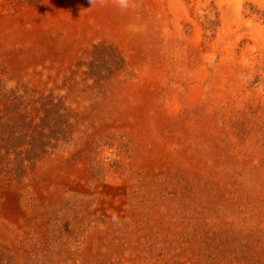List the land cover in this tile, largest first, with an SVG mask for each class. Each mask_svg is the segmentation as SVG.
I'll use <instances>...</instances> for the list:
<instances>
[{
    "label": "rangeland",
    "instance_id": "rangeland-1",
    "mask_svg": "<svg viewBox=\"0 0 264 264\" xmlns=\"http://www.w3.org/2000/svg\"><path fill=\"white\" fill-rule=\"evenodd\" d=\"M221 3L0 0V264H264L261 42Z\"/></svg>",
    "mask_w": 264,
    "mask_h": 264
},
{
    "label": "bare ground",
    "instance_id": "bare-ground-1",
    "mask_svg": "<svg viewBox=\"0 0 264 264\" xmlns=\"http://www.w3.org/2000/svg\"><path fill=\"white\" fill-rule=\"evenodd\" d=\"M223 1L224 0H222L221 8H222V13L224 15L225 20L228 21V22H233V23L235 22L237 25H239L240 29H239L238 32H240V33H242V31L247 30V29L250 32L252 31V33L257 36V39L259 40V42H261L260 45H261L262 56H263V60L262 61L264 63V29L260 28L258 26H255V25H251V24H249L247 22H244L242 20V18H241V15H239V11L237 9L238 4H235L233 6V5L225 3ZM226 27H227V24H226ZM226 27H225L226 30L224 31V36L227 39H236V37L234 35H231L228 32V29ZM12 195H14V194H12Z\"/></svg>",
    "mask_w": 264,
    "mask_h": 264
},
{
    "label": "clouds",
    "instance_id": "clouds-1",
    "mask_svg": "<svg viewBox=\"0 0 264 264\" xmlns=\"http://www.w3.org/2000/svg\"><path fill=\"white\" fill-rule=\"evenodd\" d=\"M119 2H120L121 7H125L126 6L125 0H119Z\"/></svg>",
    "mask_w": 264,
    "mask_h": 264
}]
</instances>
